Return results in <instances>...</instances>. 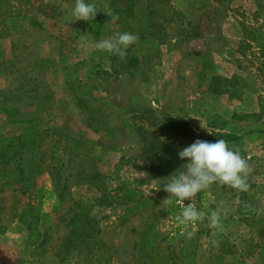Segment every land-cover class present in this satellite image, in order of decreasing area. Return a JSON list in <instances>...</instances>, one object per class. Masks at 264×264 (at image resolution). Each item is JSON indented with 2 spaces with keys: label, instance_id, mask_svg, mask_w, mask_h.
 Listing matches in <instances>:
<instances>
[{
  "label": "rangeland",
  "instance_id": "374dc122",
  "mask_svg": "<svg viewBox=\"0 0 264 264\" xmlns=\"http://www.w3.org/2000/svg\"><path fill=\"white\" fill-rule=\"evenodd\" d=\"M89 2L114 32L113 0ZM73 6L74 0H8L15 19L8 28L0 24V109L9 111L0 110V135L16 140L36 125L47 163L63 161L57 167L67 177L65 190L54 188L43 169L13 190L6 184L13 164L0 166V264H29L36 256L42 264H148L155 253L180 263L192 238L196 263L264 264V0H136L138 17L154 11L164 43L147 52L136 41L132 53L140 63L129 73L115 70L111 55L96 49L89 26L73 21ZM216 85L228 92H213ZM176 118L196 135L235 137L227 143L252 169L248 189L213 184L194 203L221 216L261 213L253 228L228 220L226 230H217L205 218L186 229L177 220L180 207L163 203L168 193L161 184L176 167L151 171L147 157L157 125ZM91 161L103 176L98 186L78 180L80 166L88 169ZM177 161L178 168L186 162ZM77 200L98 221L101 245L54 257ZM126 206L134 208L126 212ZM36 217L51 236L45 254L26 243V225ZM148 226L158 231L154 254L144 247Z\"/></svg>",
  "mask_w": 264,
  "mask_h": 264
},
{
  "label": "trees",
  "instance_id": "16d2710c",
  "mask_svg": "<svg viewBox=\"0 0 264 264\" xmlns=\"http://www.w3.org/2000/svg\"><path fill=\"white\" fill-rule=\"evenodd\" d=\"M112 6L114 17H118V19H116L118 27L114 32H111L106 28L101 20V17L97 14L92 22H85L92 31L95 40L107 39L110 34L117 32H130L138 36V43H145L147 47L149 46L147 52L154 50L155 47L164 43L163 35L158 33L159 30H154V27H156L157 24L153 22L151 17L154 13L153 10L138 17L139 15H137L135 11L136 0H113ZM28 18L31 20L33 25H41L39 21L33 19L32 17ZM14 19L15 15L8 8V0H0V24L2 27L8 28L7 26L9 23L13 22ZM182 31L183 30H180V32ZM133 46L134 45L129 46L127 56L123 60L117 56L111 55V63L115 70L122 73H129L138 68L140 59L136 54L132 53ZM225 81H227V79H225ZM218 84L220 85L219 82ZM213 92L226 93L228 90L224 88L218 89L216 85L214 86ZM0 110L5 113H9V111L5 109ZM156 132L157 136H154L153 144L150 146V155L147 157L150 161L151 171H157L161 168V166H168L169 168L171 165H174V168L176 167L173 172L178 170V152L181 150L180 147L183 143L189 144L198 139L209 142H215L217 139H224L226 142H231L235 138L229 134L220 133L205 136L196 135L192 128L182 118L162 120L157 125ZM42 133L43 132L38 129L36 125H30L26 127L17 138H15L16 140L5 135H0V166L11 163L13 164V171L10 174L12 176V180L10 183H6L7 187L11 186L13 190H19L22 188L20 183L23 182L26 176H33L40 173L43 169H47L51 172L54 188H61V190H65V188H67V177L61 179V176L59 175V167H57V165H62L64 162L58 161L55 164L47 163L45 155L46 151L44 149L40 150L38 147V140L41 138ZM262 133L264 135V130ZM30 148H33V150H31L32 155L30 157H24V150ZM78 176V180H83L80 182L95 184L96 186H98L103 178L102 174L97 170L94 161H91V167L88 169L80 166ZM125 193L128 194L129 191L126 190ZM244 200V197L240 199L241 202ZM73 205L75 207L70 210V213L66 217L65 235L61 239L59 250L57 246L55 247V252L53 253L54 257L69 255L74 251H86L89 253L94 244H97L96 248H99L101 245V240L96 238L99 231L97 227L98 221L88 214L86 208L80 201H73ZM133 208L134 206H126L124 210L126 212H130ZM32 209L34 211L37 210L36 207H32ZM23 214L24 213L22 212L20 221H23L24 219ZM261 217V213H258L256 216H253L252 214L239 215L237 217H228L227 215H223L221 216V223L223 226L221 230H226L225 223L228 220L236 223L237 225L244 223L251 229ZM37 221L36 217L33 223L26 225V243L33 246L36 250L43 251L41 253L43 254L47 250L51 236L48 229L43 231L39 229ZM157 236L158 231L152 226H148L144 237V247L146 248L148 254H154L156 252L155 239ZM250 251H252V249ZM155 256L156 257L151 261V263L148 264H199L196 263L197 240L192 238L185 241L179 253L180 263H170L163 257H159L157 253H155ZM215 256L217 255L212 254L210 255V258ZM38 258L39 256H36V258L29 261V264H42L44 259L39 260Z\"/></svg>",
  "mask_w": 264,
  "mask_h": 264
},
{
  "label": "clouds",
  "instance_id": "9594fccd",
  "mask_svg": "<svg viewBox=\"0 0 264 264\" xmlns=\"http://www.w3.org/2000/svg\"><path fill=\"white\" fill-rule=\"evenodd\" d=\"M97 12L95 4L89 0H74L71 16L74 18L73 21L90 23L95 19ZM112 19L116 20L118 17ZM137 40L138 36L135 34L117 32L110 38L98 40L95 47L123 60L127 56L129 46ZM178 157L186 162L168 176L166 183L161 184L163 191L168 193L163 203L180 206L177 220L186 229L207 218L210 227L221 230L223 226L220 211L206 213L197 207L194 198L213 184L246 191L249 187L247 177L252 171L247 159L238 151L231 149L224 139H217L215 142L198 139L180 150ZM185 200L189 203L185 204ZM185 234L188 238L194 235L191 231ZM212 244L215 245L216 241L213 240Z\"/></svg>",
  "mask_w": 264,
  "mask_h": 264
},
{
  "label": "built area",
  "instance_id": "2783aa9c",
  "mask_svg": "<svg viewBox=\"0 0 264 264\" xmlns=\"http://www.w3.org/2000/svg\"><path fill=\"white\" fill-rule=\"evenodd\" d=\"M178 207H180L179 205H177Z\"/></svg>",
  "mask_w": 264,
  "mask_h": 264
}]
</instances>
